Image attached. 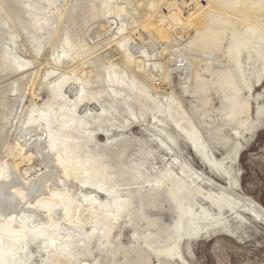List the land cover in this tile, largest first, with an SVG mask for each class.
<instances>
[{
  "label": "bare ground",
  "instance_id": "obj_1",
  "mask_svg": "<svg viewBox=\"0 0 264 264\" xmlns=\"http://www.w3.org/2000/svg\"><path fill=\"white\" fill-rule=\"evenodd\" d=\"M104 1L89 0L82 7L76 3L69 8L59 44L53 45L54 56L48 62L62 66L65 59L93 55L89 64L97 71L94 79L99 83L95 88H82L77 100L71 103L60 100L63 86L70 78L79 77L80 72L84 76L92 73V69L74 70L73 76L39 91L30 119L32 123H45L56 164L63 168V176H72L84 190L78 193L67 186L62 191H55L53 185L60 184L59 181L64 183L63 176L58 173L56 181L57 173L47 163L48 172L38 179L22 176V181L16 180V172L12 173L10 181L0 185V205L5 211H14L15 205L23 203L27 194L37 197L35 206L41 205L48 210L50 225L38 226L40 217L31 215L37 229L29 232L34 234L44 230L46 237L42 241H48L52 246L46 250L52 257L48 261L51 264H108V258L114 261L113 264H171L172 261L188 264L182 251L186 239L202 236L211 229L229 231L234 215L242 218L243 212L264 222V209L242 195L244 192H239L238 180L233 175L234 162L244 145L242 139L263 122L264 105L258 106L256 118L251 114L252 77L248 79L245 70L258 81L263 76V65L254 67L255 61H264V0H203L205 5L200 0H193L187 13L176 8L173 18L169 17L171 24L191 25L194 33L184 48L171 46L165 49L169 52L168 60L177 66V70L185 72L184 91L197 99V110L218 111L222 115L224 122L210 136L212 141L231 144L227 154L221 157L203 137L193 115L187 112L175 90L161 88L156 90L157 95L151 94L158 80L152 73L153 68L163 70L160 79L164 85L170 82V69L163 61H151L146 50L133 55L123 43L119 46L120 54L107 63L102 54L97 53L99 47L80 36L95 18L111 11ZM0 3V39L16 36L20 29L37 38L41 31H46V21L40 20L36 9L24 4L23 0H1ZM121 3L115 8L117 13H127L123 16L126 24L122 23L121 34L127 29L139 32V25L147 21L154 47L159 40L173 41L169 19L163 18L166 14L158 11L159 2L121 0ZM25 14L37 20H28ZM232 14L238 19L219 20ZM76 15L79 16L78 21L75 20L78 29L70 36ZM109 81L112 84L107 88L104 83ZM44 92L48 95L46 101L40 99ZM214 93L219 95L221 107L214 106ZM88 98L101 105L97 119L100 118L98 126L109 136L105 143L99 141L97 127L89 122L93 119L97 122L96 118L91 113L79 115L77 111ZM61 104L64 107H59ZM11 116L13 112L9 111L5 126L9 125ZM138 125L144 127L147 137L126 134ZM178 135L192 144L211 169L226 175L229 185L218 183L208 172L196 168L177 148ZM0 137L1 148L5 134ZM22 147L16 142L7 148L10 154L19 151L17 159L20 160L15 162L17 169L23 156L33 155L31 152L24 154L20 150ZM8 187L16 200L6 196ZM44 190H49L50 194L45 195ZM165 202L172 213L171 223L163 220V213L162 217L159 212L152 213L165 211L168 207ZM57 205L63 206L62 215L56 216L53 212ZM25 219L30 218L26 216ZM13 221L14 218L0 217V232L3 233L0 259L5 262L10 260L8 248L14 234ZM60 222L66 223L69 230L56 229ZM125 224L131 227L132 233L128 243L122 238ZM20 226L16 233L18 237L27 229V226ZM87 226L91 231L81 230ZM40 236L25 243L28 246Z\"/></svg>",
  "mask_w": 264,
  "mask_h": 264
},
{
  "label": "rangeland",
  "instance_id": "obj_2",
  "mask_svg": "<svg viewBox=\"0 0 264 264\" xmlns=\"http://www.w3.org/2000/svg\"><path fill=\"white\" fill-rule=\"evenodd\" d=\"M88 1L89 0H23L24 4L36 9V15L40 20L46 21V31L44 33L41 31L42 34L37 38L31 35L27 30H18L17 27L13 25L18 30L16 36L9 38L2 37L0 39V135L5 134L4 144L0 148V185L9 182V177L14 172H16V180H21L22 176L29 180L38 179L48 172L49 168L47 163H50L54 168V173H57L55 176L56 181L59 177L58 173L60 176H63V168L58 166L55 161V151L49 148L45 123L43 122V125L32 123L33 121L31 122L30 119L32 118L31 114L35 106V97L38 95L39 91L42 88H52L59 80L60 83L62 79H67L70 75L73 76L74 70L81 68L82 70L89 71L92 69V73L84 76L82 75L83 73L80 72L79 77L70 78L63 86L64 91L60 100L62 99L64 102L71 103V101L77 100L82 88H95V86H97L96 84L99 83L94 79L97 71L91 68L89 64L93 55L65 59V63L62 66L49 65L48 63L54 56L52 53L53 45L56 43L59 44V35L69 16V8L74 7L76 3L80 4V7H82L88 3ZM94 1L101 2L103 0ZM156 1L159 2L160 5L158 11L166 14V17L163 18L169 19L167 20L168 28L172 34L173 41L169 39L166 41L159 40L157 46L154 47L151 44L152 38L150 37L148 30L149 23L147 21L139 25V32L133 29H127L124 34H121L119 31L121 30L122 23L126 24L123 16L127 14L125 12L121 14L115 11V8L122 4L121 0H105L104 3L111 11L95 18L85 28V34L84 32L83 34L80 33V36L87 39L91 45L99 47L97 48V53L102 54L107 63L113 61L117 53L120 54L119 46H123V43L127 44L130 51L133 52V55H139L146 50V53H149L151 61H163L165 66L170 69V82L164 85L160 79V74L163 70L153 68L152 73L157 76L158 80H156L155 86L152 87L156 89H153L151 94L157 95L158 93L156 90H161V88H166L168 91L175 90L182 98V103L187 112L193 115L203 137L211 143L217 156L221 157L225 153L227 154L231 144L227 145L224 142L212 141L210 136L215 131L216 127L224 122L222 115L218 111L204 112L203 110H197V104H199L197 99L184 91V86L187 84L185 83L186 80L183 78L185 72L183 70H177V66L168 60L169 52L165 49V47L171 48V46H173L174 49L184 48L189 39L194 36V33L191 32V25H174L170 23L176 8H181L184 12V2L183 0ZM205 3L206 2H203L202 4L205 5ZM224 13L225 11L222 13V16ZM25 15L28 20H37V18H33L30 14ZM169 17L172 18L170 19ZM231 17L233 19H238L237 16L232 14L230 16L226 15L219 20L231 21ZM76 19L78 21V15H76V18L72 22L69 31L70 36L73 35L75 29H78L77 21H75ZM60 49L65 51V49ZM115 51L116 53H113ZM216 55L221 56V53H216ZM255 62L254 68H256L258 64L259 67L263 65V76L261 80H259L260 82L257 77L251 76L249 70H245V72L248 79L252 77L253 90L251 93L254 97L251 101V114L256 118L258 106L264 105V61ZM22 80H26L24 84ZM104 84L109 88L112 82L109 81ZM162 97L163 96L160 95V98ZM213 98L214 106L221 107L222 102L219 95L214 93ZM40 99L46 101L48 99L47 93L44 92ZM162 99L164 100V98ZM123 106L124 105H122V109ZM59 107L64 106L61 104ZM9 111L10 113L13 112V116L10 117L9 125L5 126L4 121L8 117ZM77 111L79 115L83 116L91 113L93 117L96 118L97 122H94L95 119L89 120V122L97 127L96 134L99 141L101 143L107 142L109 136L105 135L103 132L104 130L98 126L100 118L97 119V116L102 111L99 102L95 99L88 98L78 106ZM263 117L261 118L263 122L258 128H256L253 133H248L246 139H242L245 141L234 162L235 171L233 175L238 180L237 188L239 192H244L242 195L255 201L264 209ZM126 134L131 137L148 136L144 127L139 125L133 126L131 131H127ZM249 134L250 136L247 137ZM178 136L177 148L185 153L196 168H202L208 172L218 183L229 185L230 181L224 177L226 175L223 176L218 170L211 169L201 158L200 154L195 151L192 144L181 135ZM16 142L21 143L23 147L20 150L23 151L24 154L29 152L33 154L31 157L23 156L21 158L22 164L19 169H17L15 165V162L20 160L17 159L19 151L10 154L7 150L9 144ZM44 146V150H41ZM62 180L64 183L59 181L60 184L53 185L55 191H62L67 186H70L74 192L78 193L84 190L81 185L75 183L72 176L69 178L63 176ZM10 190V187H8L6 196H11L16 200V195ZM44 191L45 195L50 194L49 190ZM95 192H97V190ZM26 196L27 198L23 203L15 205V208L12 206V208L15 209L14 211H5L0 205V217L14 218L12 224L14 227V234L12 235V244L11 246L9 245L8 248L11 255L8 256L10 260L5 262L4 259H0V264H51L48 261L51 260L52 257L48 255L46 250H49L52 246L48 241H42V238L46 237L44 230H37L34 234L31 231L29 232L31 229H37V226H35L36 223L32 221L31 215L40 217L38 226L45 227L50 225L49 212L41 205L35 206L34 202L37 199L36 196H31L29 194ZM165 203L167 204V202ZM166 206H168V204ZM62 210L63 206L57 205L53 212L56 216H59L60 214L62 215ZM162 210L152 211V213L159 212L158 214L161 217L164 215V221L167 220V222L171 223L173 217L172 213L169 211V206L165 208V211L164 209ZM161 213H163V215ZM26 216L30 219L26 220ZM243 216L244 217L241 218L234 215L229 231L211 229L208 232H204L202 236L193 237L189 240L186 239L183 242L182 251L188 264H264V222L250 213L243 212ZM20 225H22V227L27 226V229L18 237L16 233L19 232ZM59 225V228L57 227L56 229L61 230V232L69 230V226L66 223L60 222ZM123 226L124 234L122 238L128 243L132 237L131 227L127 224ZM88 227L89 226L82 228L81 230L91 231ZM2 234L3 233L0 232V236H3ZM39 235H41L40 238H35L36 240L27 246L29 239ZM154 258L155 257H153V259ZM106 262H108V264H113L114 261L108 258ZM174 262L175 261H172L171 264H176ZM180 264L182 263L180 262Z\"/></svg>",
  "mask_w": 264,
  "mask_h": 264
},
{
  "label": "built area",
  "instance_id": "obj_3",
  "mask_svg": "<svg viewBox=\"0 0 264 264\" xmlns=\"http://www.w3.org/2000/svg\"><path fill=\"white\" fill-rule=\"evenodd\" d=\"M202 3L205 2L203 0H200ZM183 8H184V12H188V10L193 6L192 3H194L193 0H183Z\"/></svg>",
  "mask_w": 264,
  "mask_h": 264
}]
</instances>
